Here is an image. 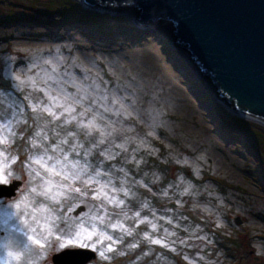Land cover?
I'll return each instance as SVG.
<instances>
[{
	"label": "rangeland",
	"instance_id": "1",
	"mask_svg": "<svg viewBox=\"0 0 264 264\" xmlns=\"http://www.w3.org/2000/svg\"><path fill=\"white\" fill-rule=\"evenodd\" d=\"M62 13L71 24L62 20ZM136 14L131 8L122 14L89 10L79 0H0V108L16 133L7 134L5 128L0 135L13 141L7 146L9 159L19 157L12 165L22 177L19 189L29 180V152L40 151L32 140L51 148L66 138L68 144L61 147L69 158L90 162L93 172L100 168L108 173L100 179H110L118 190L111 194L124 201L122 206L106 204L110 219L97 224L122 238L117 247L125 255L114 254L111 262L96 255L91 264H264V126L214 96L193 62L173 46L167 23L141 26ZM95 26L104 28H90ZM9 70L34 77L37 87L26 84L13 91L8 85L16 82ZM57 85L87 98L76 105L72 115L77 120L70 124L68 113L53 119L30 107L50 103L45 89ZM16 98L22 105L13 118L7 105ZM53 110L63 112L54 105ZM93 117L99 127L89 136L78 121L87 124ZM221 117L230 123L241 120L245 129L230 138L219 128ZM23 119L26 124L16 122ZM77 142L83 148L71 151ZM121 188L130 194L125 196ZM20 194L18 190L16 197L0 200V218L6 208L15 211L8 206ZM43 203L48 202L37 196L34 207ZM99 203L90 190L87 196L74 195L57 212L59 227L67 228ZM77 207L84 209L75 212ZM118 220L133 230L131 236L109 227ZM145 233L168 246L153 244ZM6 235L0 230V239ZM133 243L139 247L130 248ZM53 253L49 250L48 258L39 261L34 250L25 264H53Z\"/></svg>",
	"mask_w": 264,
	"mask_h": 264
},
{
	"label": "snow or ice",
	"instance_id": "2",
	"mask_svg": "<svg viewBox=\"0 0 264 264\" xmlns=\"http://www.w3.org/2000/svg\"><path fill=\"white\" fill-rule=\"evenodd\" d=\"M9 74L16 82L8 85L13 91L26 84L33 89L37 87L36 79L32 76L22 78L20 75L12 73L11 70H9ZM45 91L49 96L50 103L31 104L30 107L34 113L47 112L53 119H59L64 113H68L69 119L66 123L70 124L77 120V116L72 113L77 111L76 105H83L86 102V97L71 95L59 85L55 89L46 88ZM21 105L20 98H16L15 101L7 105L9 109H12L13 118L16 117ZM53 105L62 108L63 112L54 111ZM89 110V108H85V112ZM107 110L105 109V111ZM85 112H81L79 115L83 116ZM5 117L6 111L0 108V129L6 128L7 134L16 135L11 131L12 122ZM35 118L39 119V115L37 114ZM16 122L26 124L27 120H17ZM78 124L88 129L87 135L89 136L99 127L95 117L87 124L83 121H78ZM42 132L43 129L38 131L35 134L36 137L41 136ZM7 134L0 135V145H3L0 147V194L15 188V182L22 178L20 175H16L12 169V165L17 162L19 157L14 155L9 159L7 146L13 141L7 139ZM69 135L75 136L76 134L69 133ZM21 138H23L22 135ZM47 139L45 136L44 140ZM62 144H68V140L61 139L58 143L51 145V148L40 140H32V147L39 148L40 151L38 153L29 152L28 159L25 161L29 180L26 182L25 188L19 189L20 196L8 206L14 208L15 211H9L6 208L0 218V230L7 233L0 239V260L3 264H25V256L31 255L34 250H38L40 253L39 261H44L48 258L49 250L54 249L57 253L55 257L57 264H86L87 261L93 259V254L101 260L109 262L114 258V254L125 255L117 247L122 243V238L110 235L97 224V221L99 224H104L106 220L110 219L106 204L115 206L124 204L123 200L111 194L118 190L112 185L110 179L108 181L100 179L101 176L108 175V173H104L100 168L93 172L90 162L81 163L79 159H70L69 153L64 152L61 147ZM77 147L83 148V145L77 142L72 146L71 151L76 152ZM50 153H55V155ZM77 155L79 156L78 152ZM85 155L87 156L88 153ZM109 158L111 159V157ZM57 177L59 179H56ZM37 178H39V184L35 183ZM78 182L83 186H76ZM89 190L92 198L100 201L99 206L94 211L90 208L88 213L72 220L67 228H60L61 216L57 212L62 210L64 202L72 199L74 195L87 196ZM120 191H123L125 196L130 194L127 188H121ZM37 196L44 197L48 203L34 207ZM56 205L60 207L56 208ZM101 209L104 211L103 215L99 214ZM73 210L69 209V211ZM139 215L140 213L137 212L136 216L139 217ZM86 221L89 226H85ZM142 222L144 221L138 220V224ZM109 227L113 230L120 229L129 236L133 234V230L119 220L111 223ZM144 235L148 237V233ZM148 238L151 239V237ZM105 241H109V243L105 245ZM151 242L168 246L160 239H151ZM129 247L137 248L139 245L133 243ZM4 253H6V258ZM27 264H38V262L30 260Z\"/></svg>",
	"mask_w": 264,
	"mask_h": 264
},
{
	"label": "water",
	"instance_id": "3",
	"mask_svg": "<svg viewBox=\"0 0 264 264\" xmlns=\"http://www.w3.org/2000/svg\"><path fill=\"white\" fill-rule=\"evenodd\" d=\"M79 2L96 9L134 8L139 11L134 19L141 26L167 23L173 46L185 48L180 51L193 62L203 79H211L209 87L216 98L235 113L264 123V0ZM15 183L16 187L0 194V199L16 196L22 181ZM56 255L52 256L53 264H57ZM94 259L95 254L86 264Z\"/></svg>",
	"mask_w": 264,
	"mask_h": 264
},
{
	"label": "trees",
	"instance_id": "4",
	"mask_svg": "<svg viewBox=\"0 0 264 264\" xmlns=\"http://www.w3.org/2000/svg\"><path fill=\"white\" fill-rule=\"evenodd\" d=\"M106 9L109 10V11H112V12H114V13L122 14V13L128 11L130 8H129V7L115 8V7H113V6H108ZM131 9H132V10H135V12L137 13V16H138L139 11L136 10V9H134V8H131ZM61 16H62V20H63L64 22H67L68 24H71V19H69L68 17H66L63 13H62ZM86 22H87V21H86ZM83 23H84V22H83ZM87 23H88V22H87ZM47 26H48V27H52V26H50V25H48V24H47ZM52 28H55V27L53 26ZM90 28H93V30H99V31H101L104 27H102V26H95V27H90ZM175 47H176L177 49H179V50L185 49V48H182L179 44H175ZM201 75H202V73H201ZM202 78H203V76H202ZM207 78H208V77H207ZM194 83H195V84H194ZM194 83H193V84L196 86V85H197L196 82H194ZM207 83H208L209 85L212 84L210 78L207 79ZM191 84H192V83H191ZM216 93H217V92H216ZM209 97H210V96H209L208 94L205 96L206 99H208ZM230 105H231V106H234L233 103H230ZM231 121H232V122L230 123V122H228L227 120H225L223 117L219 118V122L221 123V126H219V128H220V130H221L222 132H226V133L228 134V137H230V138H234L235 136H234L233 134H234L235 132H237L238 130H244V129H245V126H244V125H246V123L243 122V121H241V120H234V119H232ZM250 134H251V133H250ZM249 136L252 137V140H257V139H256V135L252 134V135H249ZM250 137H248L249 142H250V139H249ZM260 166L263 168V167H264V164L261 163ZM261 173H264V171L261 172Z\"/></svg>",
	"mask_w": 264,
	"mask_h": 264
},
{
	"label": "bare ground",
	"instance_id": "5",
	"mask_svg": "<svg viewBox=\"0 0 264 264\" xmlns=\"http://www.w3.org/2000/svg\"><path fill=\"white\" fill-rule=\"evenodd\" d=\"M80 1V0H79ZM81 3V2H80ZM82 4V6H84V8H87V9H89V10H96V8H93V7H89V6H87V5H85V4H83V3H81ZM262 123V125L264 126V123L263 122H261Z\"/></svg>",
	"mask_w": 264,
	"mask_h": 264
},
{
	"label": "flooded vegetation",
	"instance_id": "6",
	"mask_svg": "<svg viewBox=\"0 0 264 264\" xmlns=\"http://www.w3.org/2000/svg\"><path fill=\"white\" fill-rule=\"evenodd\" d=\"M2 200V199H1ZM88 264H91V263H88Z\"/></svg>",
	"mask_w": 264,
	"mask_h": 264
}]
</instances>
